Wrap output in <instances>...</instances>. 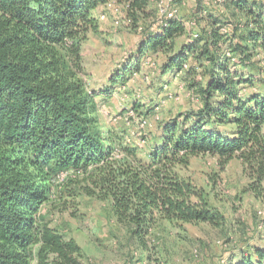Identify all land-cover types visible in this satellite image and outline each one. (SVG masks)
I'll return each instance as SVG.
<instances>
[{
  "label": "trees",
  "instance_id": "16d2710c",
  "mask_svg": "<svg viewBox=\"0 0 264 264\" xmlns=\"http://www.w3.org/2000/svg\"><path fill=\"white\" fill-rule=\"evenodd\" d=\"M109 1L0 0V264H87L78 240L42 212L68 169L87 174V193L111 199L117 222L147 249L164 221H226L182 175L193 156H218L222 167L237 156L246 190L264 199V0H228L229 12L191 31L179 15L161 18L154 0H115L146 40L98 91L85 78L83 45L100 26L95 9ZM152 53L166 56L161 75H180L199 102L157 126L147 116L135 134L104 120L98 97ZM241 248L233 264H264L262 244Z\"/></svg>",
  "mask_w": 264,
  "mask_h": 264
},
{
  "label": "rangeland",
  "instance_id": "374dc122",
  "mask_svg": "<svg viewBox=\"0 0 264 264\" xmlns=\"http://www.w3.org/2000/svg\"><path fill=\"white\" fill-rule=\"evenodd\" d=\"M227 1L173 2L191 31L197 26H206L205 19L210 11L205 12V9L208 7L229 12ZM154 2L155 6L162 2L167 4V0ZM100 6L102 10L97 14L100 26L89 32L83 45V57L89 87L105 91L112 85V74L131 59L136 60L140 45L146 39L143 26L136 27L127 21L124 4H119V11ZM102 14L107 18L102 19ZM118 18L119 24L116 23ZM151 22L149 19L146 24ZM188 37L186 34L180 40L186 41ZM165 57L163 53H152L144 61L141 72L114 88L110 95L106 91L107 99L98 97L103 102L104 120L136 134L144 127L143 120L147 116L157 126V116L181 114L198 104L196 93L180 75H161L159 67ZM137 104L141 108L135 109ZM180 170L204 190L213 205L222 209L225 222L218 225L164 221L150 236L149 248H144L130 239L127 229L117 222L111 199L89 195L86 190L94 188L93 182L86 173L75 169L60 172L65 178L56 182L51 201L43 206L42 212L52 225L78 240L87 264H233L232 261L240 258L243 245L259 243L264 246L261 237L264 199L246 190L250 179L241 159L235 156L222 167L218 156L200 154L193 156L190 164Z\"/></svg>",
  "mask_w": 264,
  "mask_h": 264
},
{
  "label": "built area",
  "instance_id": "2783aa9c",
  "mask_svg": "<svg viewBox=\"0 0 264 264\" xmlns=\"http://www.w3.org/2000/svg\"><path fill=\"white\" fill-rule=\"evenodd\" d=\"M173 1L174 0H167V4H165V5L163 4V2L160 3L159 8H160V17L161 18L173 17V16H176V15H179V7L176 6ZM107 7L109 9L116 10V11L120 10V6L115 0L109 1L107 3ZM120 21H121L120 18H118L116 20V23L119 24ZM157 118H159V116H157ZM143 121H144V125H147L148 122H149L146 119H144ZM64 171H66V170H64ZM64 178H65V175L61 176L60 173H59L57 175V177H56V182H61L62 180H64Z\"/></svg>",
  "mask_w": 264,
  "mask_h": 264
},
{
  "label": "crops",
  "instance_id": "0c3cea01",
  "mask_svg": "<svg viewBox=\"0 0 264 264\" xmlns=\"http://www.w3.org/2000/svg\"><path fill=\"white\" fill-rule=\"evenodd\" d=\"M107 8V6H104V8ZM101 10H102V6H99L97 9H95V14H96V16L98 17V13L99 12H101ZM208 11H210V12H208ZM219 10L218 9H216L215 7H208L207 9H205V12H208V13H216V12H218ZM104 16V17H103ZM101 18L102 19H106L107 18V16H106V14H102L101 15ZM168 75H175V73H171V74H167V75H164L163 77H166V76H168Z\"/></svg>",
  "mask_w": 264,
  "mask_h": 264
}]
</instances>
